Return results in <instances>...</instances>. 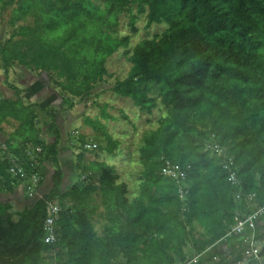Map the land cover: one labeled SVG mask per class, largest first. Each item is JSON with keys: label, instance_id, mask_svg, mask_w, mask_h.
<instances>
[{"label": "trees", "instance_id": "16d2710c", "mask_svg": "<svg viewBox=\"0 0 264 264\" xmlns=\"http://www.w3.org/2000/svg\"><path fill=\"white\" fill-rule=\"evenodd\" d=\"M0 7L11 9L2 28L12 30H0L6 75L16 67L47 74L51 87L72 106L74 99L94 102L95 91L107 81L109 59L130 45L127 37L107 33L124 14L132 27L135 10L146 13L149 27L168 26L126 51L132 68L112 89L142 112L165 114L157 129L145 133L139 149L140 199L131 202L127 185L115 184V169L101 165L105 212L99 217L106 220L101 235L92 221L97 207L90 203L97 188L84 181L63 188L60 136L53 144L40 139L39 116L19 91L14 99L0 97V135L5 124H17L0 137V264H189L215 258L218 246L236 248L225 264L242 262L243 237L222 241L243 212L236 199L240 190L206 145L214 136L227 148L244 194L255 198L254 209L264 206V0H0ZM62 24L71 26L65 38L45 39ZM52 128L58 129L54 120ZM83 138L72 137V144L86 150ZM35 147L58 170L49 191L14 214L1 194L25 182L11 176L13 160L29 175L42 174L44 155L36 167L28 156ZM163 159L190 168L186 202L162 175ZM76 167L85 170L83 153ZM87 172L88 178L96 177L93 170ZM51 203L59 204L61 212L57 242L48 245L45 221ZM258 232L261 241L264 226Z\"/></svg>", "mask_w": 264, "mask_h": 264}, {"label": "rangeland", "instance_id": "374dc122", "mask_svg": "<svg viewBox=\"0 0 264 264\" xmlns=\"http://www.w3.org/2000/svg\"><path fill=\"white\" fill-rule=\"evenodd\" d=\"M10 14L11 9H1L0 7V30L7 34L12 29L10 27L7 29L2 28V25H5L3 21H7ZM133 14L136 16V21L133 27L132 25H129V16L124 14L120 18L119 25L107 32L112 37H127L130 45L122 48L109 59L106 72L107 81L95 91L97 97L93 99L94 102L88 100L85 103H80L79 100L74 99L73 101L75 104L72 106V111L74 107V111L78 112V109L81 111V115H79L81 116L80 121L74 123L72 126V130L75 132L80 131L75 134L76 138H73V141L81 136L82 138L84 137V140H93L98 146L95 150L86 151L80 143L76 142L75 145L72 144V147H75L73 148L75 157L72 162V169L70 168L72 178L75 180V183L72 186L77 182L84 181L86 184H90V186L97 188L96 192L91 194L92 200L90 203L97 207L96 214L93 216L92 221L98 234H102L104 229L103 225L106 221L99 217L100 214H104L105 212L102 204L103 195L100 180L101 165H107L115 169V176L117 177L115 184L117 186L122 184L127 185L128 193L126 197L131 202L135 199H140L142 197L141 189L144 178L142 177L143 166L140 163L139 149L143 144L145 133L157 129L160 116L165 114L164 111H160L159 109L155 110L153 115L142 112L131 99L118 96L112 90L116 81L126 79L132 68V64L129 61L130 54L126 55V51H132L134 47L143 40L151 39L156 35L162 34L168 27L165 23L158 25L154 24L149 27L147 24L146 13L143 14L135 10ZM38 77L40 76L37 74H32L28 71L26 73L24 69L17 67L15 69H9L8 75H6L0 60V82L6 85L0 86V97H4L5 94L9 93L11 89L10 86L12 85V88H16L15 91L11 89L14 91V94H16V91H19L20 95L22 94L23 96L26 93L29 94L25 96L27 98L25 102L32 105L33 111L37 115L44 110L40 105H46L44 101L46 98H49L53 104L58 105L57 101H53L52 93L47 90L48 87L45 88L44 83L42 86L41 84H38ZM38 90L44 91L45 94H41L42 99L40 100H36L38 99V95H36V91ZM33 91L35 94L32 95ZM30 95L32 97L36 95V97L33 98L34 102H31L32 99H28V96L30 97ZM59 95L60 94L58 93V96ZM70 120H74L75 122V118H72L71 116L69 117V114H67V118H64L66 126H71ZM9 124L11 123L9 122L7 125ZM15 124L12 123L16 129L17 124ZM12 128L13 127L11 126H6L5 129L12 131ZM0 137L4 139L2 135H0ZM80 153L84 154L85 170L76 167L78 163V155ZM90 170H93V174L96 175L94 179L90 178L91 175L88 178L87 174L89 172L87 171ZM83 178L86 180H82ZM40 196L42 195L31 196L33 200H27L25 204L26 208L29 207L30 204H33L35 199L38 197L40 198ZM17 207H19V212L23 211L22 204ZM97 224H101V227L99 228ZM99 231L101 233H99ZM258 246L260 250L263 249L264 239L260 241ZM232 249L233 248L230 246V250L224 251L221 246H218L214 253L216 256L215 258L207 260L206 256L201 258V260L197 258L196 263L193 262L196 259L193 261L189 259V262L191 261L190 263L192 264H225L233 258L232 252L236 250V248L234 250ZM252 258L254 257H252L251 250L246 248V251L243 254V261L238 264H264V257L249 262Z\"/></svg>", "mask_w": 264, "mask_h": 264}, {"label": "built area", "instance_id": "2783aa9c", "mask_svg": "<svg viewBox=\"0 0 264 264\" xmlns=\"http://www.w3.org/2000/svg\"><path fill=\"white\" fill-rule=\"evenodd\" d=\"M84 148L88 150H95L98 148L97 144L93 140H89ZM206 151H209L212 155L221 161L223 169L228 173V180L232 186L240 190L236 194V199L239 204H243L250 207L254 202L253 196H247L242 190V182L237 175V171L234 167V158L229 156L226 147L222 146L216 138L213 136L212 140L206 145ZM44 155V150L41 147H35L28 151L30 161L33 163V167L37 166L40 157ZM190 168H182L178 164L172 163L170 160H162L161 173L163 176L171 179L178 188V194L182 201L186 202L189 195V186L187 184L188 172ZM10 174L15 180L22 179L25 182L23 186L28 193L34 194L44 181V177L41 173L29 175L19 161L13 160L10 168ZM61 208L57 203H51L49 205V215L45 221V238L44 242L48 245L55 244L57 242L56 223L60 217ZM264 218V206L256 209L249 214L237 215L234 219V223L229 225L223 242H227L230 238L238 235L244 239V244L252 252V257L260 259L261 250L259 249L260 240L258 238V222ZM248 231V232H247ZM197 262V259L193 261ZM192 264V263H189Z\"/></svg>", "mask_w": 264, "mask_h": 264}, {"label": "crops", "instance_id": "0c3cea01", "mask_svg": "<svg viewBox=\"0 0 264 264\" xmlns=\"http://www.w3.org/2000/svg\"><path fill=\"white\" fill-rule=\"evenodd\" d=\"M27 73V71H26ZM40 77H38V84H45V88H47L48 92L52 93V98L53 101H57L58 105H55L51 102V100H49V98H46L45 104L46 105H40L42 108H44V110H42L41 113H39V122H40V126L42 128V133L40 134V139L42 141H46L49 144H53L55 143L56 139L58 136H60V140H61V150H60V155H59V164L62 168L63 174H64V185L63 188L64 190H68L72 187V185L75 183V180L72 178V162L74 159V155H73V151H72V137L75 139L76 135L78 132H75L74 130H72V126L74 125V123L80 121V110L78 109L77 111H74L75 107L73 108L72 111V104L70 102H64L61 98V96H58V92L56 90H54L53 88H51V84L48 81V76L47 74H41L39 75ZM0 86H6L5 84H2L0 82ZM9 89V88H8ZM44 89V88H43ZM52 89V90H51ZM42 90H38L36 91V95H38V99L36 100H40L42 99L41 94H44V91ZM35 94V92L33 91L32 95ZM26 95H29L28 93H26L24 96L21 94V98L25 101L27 98L25 97ZM36 95L34 97H36ZM45 95V94H44ZM3 97V96H2ZM5 98L8 99H14L15 98V94L14 91H12L10 89V92L5 94L4 96ZM31 97V98H30ZM30 97L28 96V99H32L31 102H34L33 98L31 95ZM66 104V105H65ZM67 114H69V117L71 116L72 118H75V122L74 120H70L71 121V126H66V121H64V118H67ZM79 116V117H78ZM83 117V116H82ZM78 118V119H77ZM77 119V120H76ZM52 120H54L55 125L57 126V130L52 128ZM64 121V122H63ZM14 123V122H12ZM11 124L4 125V135L6 134H11L14 130L15 127ZM15 124V123H14ZM16 125V124H15ZM6 126H11L13 127L11 130L9 131L8 129H5ZM4 135H2L3 137H5ZM81 137V136H79ZM89 140H86V143ZM41 170H42V175L44 177V182L42 183V185L39 187V189L36 191V193L34 194L35 196L37 195H44L45 193H47L49 191V189L52 187L53 185V179H54V175L56 173V171L58 170V167H56L51 160L48 158L47 154L45 153L42 162H41ZM71 168V169H70ZM34 195H30L29 193H27V191L25 190L23 185L17 186L15 191L13 193L11 192H4L3 194H1V200L5 203H9L12 205V212L14 214H17V212H19L17 207L18 205H23L22 210H24L26 208L25 204L27 202V200L30 199V201H32L33 199L31 198V196ZM41 197V196H40ZM32 205V204H30ZM241 206L243 207L242 211L243 212H238L237 215L240 214H249L250 212L255 211L256 209H254L253 204L250 207H247L243 204H241ZM18 210V211H17ZM16 216V215H15ZM264 219V218H263ZM263 219H260L258 222V228L262 227V221ZM101 225V224H100ZM99 224H97V226L100 228ZM248 232V231H247ZM99 233H101L99 231ZM101 235V234H100ZM242 237V236H240ZM248 248V247H247ZM249 249V248H248ZM262 251V250H261ZM201 264V263H198Z\"/></svg>", "mask_w": 264, "mask_h": 264}, {"label": "clouds", "instance_id": "9594fccd", "mask_svg": "<svg viewBox=\"0 0 264 264\" xmlns=\"http://www.w3.org/2000/svg\"><path fill=\"white\" fill-rule=\"evenodd\" d=\"M70 25H60L54 32L48 34L45 36L46 40H57V39H63L66 37V34L70 31ZM89 31H92V26H89Z\"/></svg>", "mask_w": 264, "mask_h": 264}, {"label": "water", "instance_id": "95a60500", "mask_svg": "<svg viewBox=\"0 0 264 264\" xmlns=\"http://www.w3.org/2000/svg\"><path fill=\"white\" fill-rule=\"evenodd\" d=\"M261 225H262V227L264 226V219H263V221H262V224H261Z\"/></svg>", "mask_w": 264, "mask_h": 264}]
</instances>
